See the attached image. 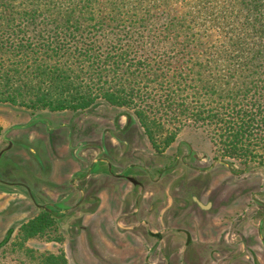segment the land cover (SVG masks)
I'll list each match as a JSON object with an SVG mask.
<instances>
[{"label": "trees", "instance_id": "16d2710c", "mask_svg": "<svg viewBox=\"0 0 264 264\" xmlns=\"http://www.w3.org/2000/svg\"><path fill=\"white\" fill-rule=\"evenodd\" d=\"M179 52L184 65L166 63ZM98 101L131 109L153 147L175 137L162 122L191 121L214 159L264 168V0H0V103L75 112ZM54 223L41 211L19 233ZM38 264L69 262L47 252Z\"/></svg>", "mask_w": 264, "mask_h": 264}, {"label": "rangeland", "instance_id": "374dc122", "mask_svg": "<svg viewBox=\"0 0 264 264\" xmlns=\"http://www.w3.org/2000/svg\"><path fill=\"white\" fill-rule=\"evenodd\" d=\"M182 3L176 7L184 11ZM162 56L169 60L174 54ZM188 56L179 52L176 55L181 58L179 62L177 59L166 63L172 67L182 66ZM152 114L166 118L167 112ZM162 124V134L175 130V137L167 145L158 143L159 146L153 147L134 112L128 108L98 101L86 110L75 112L34 111L18 104L0 103V149L6 146L7 140L13 143L10 151L0 158V181H32V192L54 195L66 177L70 178L77 171L85 173L91 161L98 157L93 145L104 148L105 157L114 162L117 173L127 167L128 173L137 178L143 173L141 168L156 177L162 169L173 165L177 156L192 151L186 159L189 167L178 163L165 170L162 180L168 183L167 197L160 188L158 191L154 187L158 192L152 197L146 192L140 197L139 205H149L150 199H147L151 198L153 214L159 217L165 205L170 203L169 209L173 211L178 201L186 199L187 208L185 212L180 211L175 222L181 225L186 220L190 224L186 227L196 236H202L203 240L214 239L209 245L210 252L206 253L214 252L215 261L209 262L204 251L201 255L194 254V259L189 258L191 261L187 258L193 255L181 254L185 261L174 259L169 263L159 253V248L150 254L149 242L154 240L144 234L145 226L131 216L134 201L139 197L138 189L134 191L133 186L122 180L96 173L103 167L109 171V164L98 161L89 176L86 177L88 170L84 181L77 182L89 189L85 202L78 207L81 212L76 219L67 223L63 216L61 224L65 228L54 223L41 235L25 238L19 233V226L38 211L26 192L0 183V264H38V255L47 252H63L69 264H217L218 252L225 249L228 239L236 237L248 239L249 244L244 257L233 264H264V247L259 245V236L264 237V221L258 224L264 216V168L244 169L235 162L233 168L241 174L231 175L214 159V145L204 126L191 121H164ZM139 180L145 187L162 185L161 181L149 184L144 179ZM199 182L207 184L200 187ZM190 194L202 198L203 203L210 202L211 207L205 212L197 211L188 201ZM252 197L262 204L255 203ZM40 199L45 202L48 197ZM170 210L168 216L172 213ZM157 229L154 226L152 230ZM167 236L179 241L177 233L167 232ZM202 245L203 242L199 247ZM234 247L232 245V250L236 253ZM251 252L256 253V261Z\"/></svg>", "mask_w": 264, "mask_h": 264}, {"label": "flooded vegetation", "instance_id": "af4514ba", "mask_svg": "<svg viewBox=\"0 0 264 264\" xmlns=\"http://www.w3.org/2000/svg\"><path fill=\"white\" fill-rule=\"evenodd\" d=\"M130 121V120H129ZM128 122V121H127ZM126 130V129H124ZM5 136V135H4ZM5 138V137H4ZM12 140H7L6 142V146L4 148L0 149V152H2L0 158H2L3 156H5V153L10 151V149L12 148ZM93 147L97 150L98 152V157L94 158L89 167L87 168V171L89 170V172L87 173L86 177L89 176L90 172L93 171V165L98 162L101 161L103 162L105 165L109 166V171L108 169H104V167L99 170V171H95L96 173H98L99 175L104 174V175H109L111 176L113 179H119L122 180L128 184H130L131 186H133V190L136 191V189H138V193H139V197L137 196V199H135L134 201V210L131 212V216L133 218H136L139 223L143 224L145 226V235H147L151 240L153 239V242H149L150 246H149V253L152 254L153 251L156 250V248H159V253L165 257V260L167 261V263H169V260H174L177 259L179 261H185L182 260L183 258L181 257V254L183 256H185V254H191L193 255V257L188 256L187 260H190L189 258L194 259L195 255L194 254H199L201 255L202 252L204 251L206 254V257L208 259V261H215V257L212 255L213 253H210L209 255H207L206 251H209V245L212 244L214 239H205L203 240L202 236L199 235H195V232H191L186 226H190V224L185 223L178 225L175 220L178 217V215H180V211L185 212L186 207V202L187 200L185 199L178 201L177 206L174 207L173 211H171L169 209V204H167V206H164V209L161 211V215L158 217L156 214H153L154 212V206L152 204V200L151 198H148L147 200L150 199V203L149 205H145L143 204L141 207L139 205L140 203V197H142V195H144L146 192H148L150 194V196L152 197L153 193H157L159 191V188L161 189L164 197H167V191H168V187L166 188V186H168V183H164L165 180L163 179L164 176V172L167 169H172L175 165H177L178 163H182L183 165H185L186 167H189L188 163L186 162L187 159V155L191 154V152H188L187 154L179 157L177 156L176 161L174 162L173 165L165 167L164 169L161 170V172H159L157 174L156 177H154L150 172L145 171L144 168L142 169V172L140 175H137V177H135L134 175H130L127 171V167H122V169L120 170L119 173H117L115 171V165L114 162L112 163L111 160L107 157H105V153H104V148L102 146H97V145H93ZM216 160V159H215ZM214 161V160H213ZM217 162L223 164L227 170L230 172L231 175H238L241 173H236L235 169L233 168L232 163L229 162H221L220 160H216ZM215 161V162H216ZM212 166V165H211ZM211 166H209L207 169L212 168ZM258 167V166H255ZM206 170V169H204ZM86 171V172H87ZM85 172V173H86ZM85 173L82 172H76L73 175H71L70 178L66 177L63 180V183L60 186V189L63 190V192L60 191L58 193H55L54 195H47L44 194V192L41 193H34L30 190L31 188V184L33 185L34 182H30L27 180L23 181V182H14V183H4L2 181H0L1 184L4 185H9L11 187H18L20 190L26 192L28 199L30 200V202L32 203V205L37 209L38 213H40L41 211H45L47 212L50 217L52 218V220L57 223L60 228H65L64 224H61V219L62 217H66L67 218V223L70 222V220H74L76 219V216L79 215V212H81V210L78 209V207H81L82 204L85 202L86 199V194H87V190L89 188L84 187L83 185H79L77 182H82L81 180L85 179L83 178ZM74 175H78L77 177H75ZM152 175V176H151ZM129 178H133L134 181L136 183H133V181H131ZM140 179H144V181H148V183H152V184H157V182L161 181V184L158 185H146V187L144 186V183L142 184V181L139 180ZM84 181V180H83ZM147 183V182H146ZM206 182H199L197 183L198 186L200 187H204L206 186ZM34 187V185H33ZM154 187L158 188V191L153 189ZM57 189V188H55ZM95 191V190H94ZM48 197V200H46L45 202H43L40 198ZM74 197H77L76 200H73ZM91 197V196H89ZM254 202L257 204H260L259 200L255 199L254 197H252ZM179 199V198H178ZM176 199V201L178 200ZM146 200V199H145ZM191 201L195 207L198 209L205 212L207 211L210 207L211 204L210 202H206L203 203V199L199 198L195 195H191L188 198V201ZM165 202V200H164ZM262 204V203H261ZM260 204V205H261ZM264 205V204H263ZM145 210V212H144ZM169 210L171 213L170 216H168ZM37 213V214H38ZM72 213H77V214H72ZM264 221V216L261 218V220L259 221V225L262 224V222ZM166 225V226H164ZM158 228L156 231H153V227ZM167 232H172V233H177L179 236V241H177L176 238H168L169 236L165 237V233ZM203 242L202 247H199L201 245V243ZM208 244L207 247H205V244ZM248 239L245 238H235L233 239H228L226 242V247L224 250H221L218 252V259H217V264H233V261H236L238 259H242L244 257V250L246 247H248ZM232 245H234L235 247V251L236 253H234V251L232 250ZM259 245H262L264 247V237H260L259 236ZM204 246V247H203ZM216 250V249H215ZM213 250V251H215ZM202 251V252H201ZM210 252V251H209ZM212 252V250H211ZM255 252H251V255L253 256V260L256 261L257 260V256H255Z\"/></svg>", "mask_w": 264, "mask_h": 264}, {"label": "water", "instance_id": "95a60500", "mask_svg": "<svg viewBox=\"0 0 264 264\" xmlns=\"http://www.w3.org/2000/svg\"><path fill=\"white\" fill-rule=\"evenodd\" d=\"M1 154H2V152H0V156H1ZM221 161V160H220ZM221 162H223V161H221ZM131 181H133V183H136L135 181H134V179L133 178H129Z\"/></svg>", "mask_w": 264, "mask_h": 264}, {"label": "crops", "instance_id": "0c3cea01", "mask_svg": "<svg viewBox=\"0 0 264 264\" xmlns=\"http://www.w3.org/2000/svg\"><path fill=\"white\" fill-rule=\"evenodd\" d=\"M34 185V184H33Z\"/></svg>", "mask_w": 264, "mask_h": 264}]
</instances>
